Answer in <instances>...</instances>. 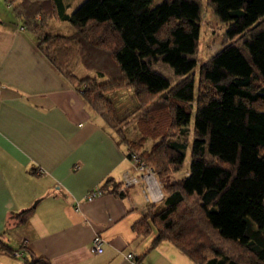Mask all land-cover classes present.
<instances>
[{"label": "trees", "instance_id": "1", "mask_svg": "<svg viewBox=\"0 0 264 264\" xmlns=\"http://www.w3.org/2000/svg\"><path fill=\"white\" fill-rule=\"evenodd\" d=\"M70 1L10 3L17 2L14 12L38 49L120 136L130 159L164 185L162 201L136 224L140 235L155 239L135 263L169 242L194 264H264V0H207L224 26L225 45L203 63L204 0H87L72 14ZM53 20L74 32L53 33ZM80 66L95 76L78 77ZM125 87L140 105L138 140L117 129L111 93ZM188 149V175L174 181ZM114 187L119 195L121 185ZM33 210L13 219L22 225ZM0 248L11 249L1 235ZM23 249L11 250L25 256Z\"/></svg>", "mask_w": 264, "mask_h": 264}, {"label": "crops", "instance_id": "2", "mask_svg": "<svg viewBox=\"0 0 264 264\" xmlns=\"http://www.w3.org/2000/svg\"><path fill=\"white\" fill-rule=\"evenodd\" d=\"M12 10L0 0V235L27 254L0 248V264H136L155 239L140 235L136 224L159 202L148 197L127 147ZM127 175L141 181L114 193ZM99 188L105 194L87 201ZM30 208L19 225L14 214ZM97 235L105 240L98 255L91 250ZM142 264L194 263L163 242Z\"/></svg>", "mask_w": 264, "mask_h": 264}, {"label": "rangeland", "instance_id": "3", "mask_svg": "<svg viewBox=\"0 0 264 264\" xmlns=\"http://www.w3.org/2000/svg\"><path fill=\"white\" fill-rule=\"evenodd\" d=\"M7 1V0H5ZM13 1V0H11ZM87 0H71L69 3V9L68 12L72 14L76 9H78L84 2ZM163 0H156V4H160ZM9 6L15 7L17 2L10 3V0L7 1ZM204 7L207 11L204 17L203 25H202V41L200 46V52L198 54L199 62L203 63L210 58H212L217 52L221 50V48L225 45V38H224V26L219 23V21L215 18V16L212 13V10L208 7L207 0H204ZM14 11V9L12 10ZM38 22L41 21V18L37 19ZM51 31L53 33H59L63 35H71L74 30L69 24L60 23L56 20H53L51 22ZM76 74L80 78H84L87 76H95L93 73L87 71L83 66H80L76 69ZM198 74V71H197ZM104 81V80H103ZM100 80V82H103ZM111 101L114 106V109L116 111V116L118 118V130L123 131L125 133V136H128L130 140L136 139L138 140V132H137V124L135 117L139 115L140 113V105L138 102V99L136 98L134 92L130 88H122L119 90H116L115 92L111 93ZM192 124H194V118L192 121ZM193 129L191 127L190 132V140L192 139ZM118 135V134H117ZM119 136V135H118ZM120 138V136H119ZM121 139V138H120ZM149 143V142H148ZM146 144L145 149H150L151 145ZM191 165V150L188 149L187 151V158L186 162L183 168V171L174 174L173 179L174 181H178L184 176L188 175V171L190 170ZM157 183L161 187L162 195L164 196V185L159 181L157 178ZM162 183V184H161ZM160 201V200H159ZM156 201V202H159ZM156 205V204H155ZM222 248L226 251L228 254H234V249L229 244H221ZM229 245V246H228ZM239 250V249H238ZM235 252L237 254H240V250L237 251L235 249Z\"/></svg>", "mask_w": 264, "mask_h": 264}, {"label": "built area", "instance_id": "4", "mask_svg": "<svg viewBox=\"0 0 264 264\" xmlns=\"http://www.w3.org/2000/svg\"><path fill=\"white\" fill-rule=\"evenodd\" d=\"M24 30V28H23ZM1 87H0V97H1ZM0 105H1V99H0ZM133 162L135 163V169L136 171H139L141 173H144L142 179L146 181L147 183V195L149 198L152 200L156 201H162L164 196L162 195L161 187L157 183V176L155 172L152 169H147L146 166L140 162V160L137 157L133 158ZM141 181V178L139 177H132V176H126L125 180L123 181V184L121 185L119 192L120 194L125 193L128 189H130L133 185L138 184ZM157 183V187L153 186L152 182ZM105 194L104 190L102 188L96 189L92 192H90L86 200L91 202L95 200L96 198H99ZM159 201V202H160ZM104 245H105V240L101 235H97L92 242L91 250L94 254H102L104 252ZM19 256H22L20 253L18 254ZM128 259L134 260L135 256L133 254L128 255Z\"/></svg>", "mask_w": 264, "mask_h": 264}, {"label": "bare ground", "instance_id": "5", "mask_svg": "<svg viewBox=\"0 0 264 264\" xmlns=\"http://www.w3.org/2000/svg\"><path fill=\"white\" fill-rule=\"evenodd\" d=\"M152 183H153L154 187H157V183L156 182L153 181Z\"/></svg>", "mask_w": 264, "mask_h": 264}, {"label": "water", "instance_id": "6", "mask_svg": "<svg viewBox=\"0 0 264 264\" xmlns=\"http://www.w3.org/2000/svg\"><path fill=\"white\" fill-rule=\"evenodd\" d=\"M38 202L35 204V207L37 206Z\"/></svg>", "mask_w": 264, "mask_h": 264}]
</instances>
